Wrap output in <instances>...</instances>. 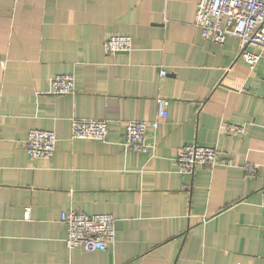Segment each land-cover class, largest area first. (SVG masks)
Listing matches in <instances>:
<instances>
[{
  "label": "crops",
  "instance_id": "0c3cea01",
  "mask_svg": "<svg viewBox=\"0 0 264 264\" xmlns=\"http://www.w3.org/2000/svg\"><path fill=\"white\" fill-rule=\"evenodd\" d=\"M197 2L0 0V264H264V53L251 67L238 36L203 38ZM113 34L132 49L106 52ZM59 73L74 92L48 91ZM75 116L107 118L106 140L72 139ZM132 119L158 120L150 152L125 144ZM31 128L55 131L50 158L29 155ZM190 143L218 164L180 172ZM70 208L112 213L115 242L68 249Z\"/></svg>",
  "mask_w": 264,
  "mask_h": 264
},
{
  "label": "built area",
  "instance_id": "2783aa9c",
  "mask_svg": "<svg viewBox=\"0 0 264 264\" xmlns=\"http://www.w3.org/2000/svg\"><path fill=\"white\" fill-rule=\"evenodd\" d=\"M203 38L222 44L228 35L240 38V55L253 67L264 53V0H198L194 18ZM252 48H256L254 51ZM106 52L115 53L132 49L130 34H113L104 42ZM166 70L161 74L166 75ZM48 91L66 94L76 89L75 77L70 73H59L49 79ZM157 117L167 116L170 98L158 96ZM157 127L158 120L132 119L126 124L125 144L136 151L150 152L154 145L146 139L148 127ZM220 129L228 134H241L244 125L223 122ZM107 118L71 119V138L84 140H106ZM57 136L54 130L31 128L27 135L26 148L32 158H50L56 149ZM219 162V151L215 147L197 143L184 144L177 156L180 172L193 174L202 166H215ZM246 174L254 175L255 164L246 162ZM264 206V186L261 188ZM29 209L26 211L28 216ZM60 219L67 227L65 243L68 249L82 246L87 251L105 250L116 239V218L112 213H93L66 209ZM68 264H72L70 261Z\"/></svg>",
  "mask_w": 264,
  "mask_h": 264
}]
</instances>
